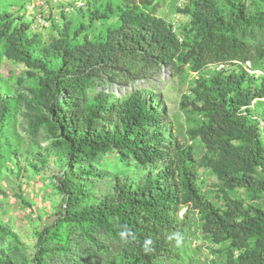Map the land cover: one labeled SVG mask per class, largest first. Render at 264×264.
I'll return each instance as SVG.
<instances>
[{
  "label": "trees",
  "instance_id": "obj_1",
  "mask_svg": "<svg viewBox=\"0 0 264 264\" xmlns=\"http://www.w3.org/2000/svg\"><path fill=\"white\" fill-rule=\"evenodd\" d=\"M154 1L107 0L89 12L88 5L74 14L88 12L91 24L78 27L61 13L59 23L52 19L41 29H59L46 40L30 34L26 5L18 15L0 11V65L7 59L27 68L33 79L28 92L39 113L32 126H45L54 145L67 151L57 186L64 210L38 234L32 264H94L75 249L71 230L100 250L101 234L118 240L120 254L107 264H152L172 256L176 238L182 241L185 207L198 210L206 236L227 246L224 264H264V209L230 196L241 189L254 201L264 200V75L247 67L264 60V1L192 0L184 10L191 20L180 34L155 14ZM99 20L106 29L95 34L91 25ZM163 65L177 71L189 66L199 74L190 104L205 119L196 134L208 150L206 166L222 184L221 209L198 187L192 148L171 139L159 96L150 100L134 92L116 100L88 94L103 75L127 80ZM212 65L220 70L206 79L203 71ZM15 107L13 98L0 95V158L17 146L11 130ZM109 153L133 163L143 176H116L112 191L96 199L90 179L103 174L87 164ZM125 226L134 240L119 237ZM149 239L153 250L145 252ZM0 264L10 263L0 257Z\"/></svg>",
  "mask_w": 264,
  "mask_h": 264
},
{
  "label": "rangeland",
  "instance_id": "obj_2",
  "mask_svg": "<svg viewBox=\"0 0 264 264\" xmlns=\"http://www.w3.org/2000/svg\"><path fill=\"white\" fill-rule=\"evenodd\" d=\"M35 0H0V11L20 14L22 7ZM69 3L75 0H61ZM89 10L101 8L107 0H85ZM258 1L260 4L264 0ZM89 2V4H88ZM140 2V1H138ZM192 0H155L152 8L155 14L173 26L174 32L180 34L191 20V14L185 13ZM84 15H69L72 24L78 27L81 23L91 24V17ZM75 13H78L75 11ZM25 19L32 23L31 12H25ZM27 21V22H28ZM59 19L55 22L56 24ZM91 27L95 34L106 29L101 20ZM32 26L30 34L36 32L47 39L48 35L59 33L58 27L53 30L40 31ZM45 35V36H44ZM247 67L250 73L264 75V60L250 62ZM229 69L232 67H228ZM220 67L212 65L203 71L209 79ZM142 76H130L129 79L119 76L109 80L104 76L93 84L88 91L90 96L99 93L110 95L116 100H123L134 92H142L153 100L154 96L161 99V111L165 115V123L169 127L172 140H177L180 148H192L197 161L196 181L200 191L216 207L223 208V187L217 176L206 166L208 150L197 136L196 130L205 122L203 114L193 110V89L199 74L191 71L189 66L177 71L172 66H160ZM33 79L27 76V68L4 59L0 65V95L11 97L16 103L11 116L13 141L17 146L13 152L0 158V257L10 264H32L38 234L53 224L64 210L63 196L59 192V179L67 164V151L54 145L52 136L45 126L33 127L32 123L39 115L36 104L28 87ZM264 100V99H263ZM263 126V123H262ZM261 126V127H262ZM13 143V142H12ZM95 173L103 177H91L93 181L92 196L102 198L110 193L116 176L139 181L143 171L133 163L122 162L116 153L103 154L88 163ZM232 198H239L247 206L253 205L264 209V200H252L249 193L238 189L230 193ZM187 214L182 241L175 246L172 256H164L152 264H224L227 246L214 243L201 229L202 220L198 210L193 207L182 209L180 216ZM72 235L73 246L82 252L94 264H107L120 254L121 246L118 240L101 234L100 241L104 250L87 241L79 230L68 231Z\"/></svg>",
  "mask_w": 264,
  "mask_h": 264
},
{
  "label": "built area",
  "instance_id": "obj_3",
  "mask_svg": "<svg viewBox=\"0 0 264 264\" xmlns=\"http://www.w3.org/2000/svg\"><path fill=\"white\" fill-rule=\"evenodd\" d=\"M85 6L84 0H75L65 4L61 0H35L26 5V10L31 12L32 26H35L33 29L37 30L49 27L51 20H57L61 13L71 15L75 11L85 8Z\"/></svg>",
  "mask_w": 264,
  "mask_h": 264
},
{
  "label": "clouds",
  "instance_id": "obj_4",
  "mask_svg": "<svg viewBox=\"0 0 264 264\" xmlns=\"http://www.w3.org/2000/svg\"><path fill=\"white\" fill-rule=\"evenodd\" d=\"M118 235L121 238V240H125V241L128 240V239H132V240L135 239L134 234L131 231H129L126 226H125V228L122 231H120L118 233ZM172 238L173 237H169V239H172ZM176 242H177V244L180 243L179 238H176ZM151 245H152V241L150 239L149 240H145L144 241V245H143L144 251L145 252L152 251L153 249L150 247Z\"/></svg>",
  "mask_w": 264,
  "mask_h": 264
}]
</instances>
